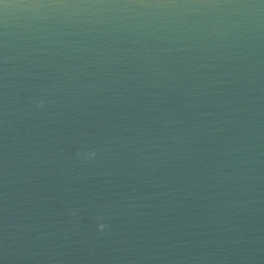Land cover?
I'll return each mask as SVG.
<instances>
[{
    "label": "water",
    "instance_id": "water-1",
    "mask_svg": "<svg viewBox=\"0 0 264 264\" xmlns=\"http://www.w3.org/2000/svg\"><path fill=\"white\" fill-rule=\"evenodd\" d=\"M0 264H264V0H0Z\"/></svg>",
    "mask_w": 264,
    "mask_h": 264
}]
</instances>
